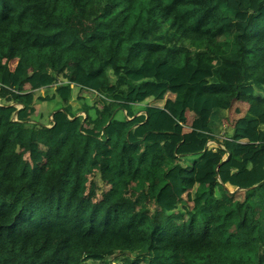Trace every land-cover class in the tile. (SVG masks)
Listing matches in <instances>:
<instances>
[{"label":"trees","instance_id":"trees-1","mask_svg":"<svg viewBox=\"0 0 264 264\" xmlns=\"http://www.w3.org/2000/svg\"><path fill=\"white\" fill-rule=\"evenodd\" d=\"M261 9L264 0H0V264H111L115 253L121 264H264ZM161 64L176 70L157 78ZM24 68L37 73L30 101L18 99ZM202 68L212 74L191 81ZM238 100L248 112L215 139ZM203 110L202 129H185V113ZM149 134L177 136L181 152L144 144ZM187 162L204 189L182 185ZM95 174L108 188L91 202Z\"/></svg>","mask_w":264,"mask_h":264},{"label":"crops","instance_id":"crops-1","mask_svg":"<svg viewBox=\"0 0 264 264\" xmlns=\"http://www.w3.org/2000/svg\"><path fill=\"white\" fill-rule=\"evenodd\" d=\"M229 4L235 5L236 4V0L233 3H229ZM12 64L17 65V64H20V63H18L17 60L9 61L10 69H13V67H11ZM175 70H176L175 67H172V66H170L168 64H161L159 66V70H158V73L156 74V77L157 78H162V79H167V78H169L172 75V73ZM31 71H33V70H31ZM211 74L212 73H211L210 69L202 68L200 70H197L192 75L191 81H198V80H200L202 78L210 76ZM22 76H26L25 68L22 71ZM32 76L33 77L35 76V78L37 80V73L36 72L33 71L32 72ZM14 81L15 82L13 84H16L17 81H18V78H15ZM36 88L37 87H35V89ZM84 91H87V90H84ZM248 106L249 105L246 102H244V101H240V100L235 101L233 106H232V108H231V110H230V112H229L228 118L226 120H224L223 124L221 125V132L216 136L215 139L221 140L222 137L228 138L231 135V132H232V121L236 117H238L239 115L246 114L248 112ZM208 116H209V111L208 110H203V111H200V112L187 111L185 113V120H184L182 125L185 127V129H197V130L202 129V127L206 124V122L208 120ZM178 140H179V138L177 136L171 135V134H149L145 138L144 144H149V143H152V142H159L161 145H163V147L165 148V150L168 153H170L172 150L177 152V153H180L181 151L179 150ZM258 140L264 141V124L260 125V127H259ZM210 142H212V141H210ZM210 142L208 143V145H210ZM240 142L244 143V142H246V139H241ZM169 146L171 147V151L167 150V148ZM174 149H177V150H174ZM238 156H239V154H238ZM189 159H190V156H189ZM189 163L187 162V164H185L184 168L180 169L181 183L188 191L194 193L195 191H199V190L204 189L205 186L204 185L199 186V184L196 183L194 181V179L189 175ZM248 170H249L248 165H245L242 169H240L237 172L236 176L239 179L243 180L247 176ZM236 190L241 191L242 189H236Z\"/></svg>","mask_w":264,"mask_h":264},{"label":"rangeland","instance_id":"rangeland-1","mask_svg":"<svg viewBox=\"0 0 264 264\" xmlns=\"http://www.w3.org/2000/svg\"><path fill=\"white\" fill-rule=\"evenodd\" d=\"M235 0H228V3H233ZM245 15L240 14L238 17L240 19H243ZM259 18H261L264 21V9H261L259 12ZM18 63H20L19 60H17ZM15 64H12L11 67H14ZM26 76H23L26 79V83L23 85L22 87V92H20L18 95V99H26L28 101L31 100L32 97H34V95L32 93H30L31 90H37L38 89V84H37V80L35 78V76H32V72L29 68H26ZM166 72V71H165ZM112 76H114L115 78V83H119L120 77L117 76L116 72H112L111 73ZM30 78H34V80L32 81V83H30V81H28V79ZM32 78V79H33ZM31 79V80H32ZM114 80V79H113ZM13 82H15L13 80ZM35 87H37L35 89ZM111 87V86H110ZM52 88L48 87L47 90H41L42 93L46 92H50ZM77 94V88L75 86H73V91H72V96L73 98L76 96ZM79 94L84 95L85 97H87L89 101L96 99V95H94L91 92H80ZM18 105V104H17ZM40 108L39 105H37L36 107V112H35V117H38V115L40 114ZM47 113V109L46 112ZM41 118V117H40ZM40 121H45L42 117V120ZM223 140V139H221ZM221 142V141H216V142H210V144L216 145ZM42 146V145H41ZM43 147V146H42ZM168 151H171V147L169 146L167 148ZM197 159V157L192 158V160ZM108 185L104 182H102V180L99 178L98 174L92 175L89 177V181L86 183V190H85V194L89 195L91 202H96L97 200H99L101 198L102 193L107 190ZM139 190L135 189L132 187V184L129 185L128 191H127V195L131 198V199H135L138 196ZM144 207L147 210V213L151 216H155L158 213H160L161 208L158 206L157 203L154 202V200H145L143 202ZM136 208H138V205L136 206ZM243 255V254H242ZM245 257L250 256V254H244ZM124 255L123 254H119V253H115L112 254L110 256L107 257V259L109 260V262L111 264H121L122 260H123ZM103 262H89V264H102ZM140 264H145L143 261Z\"/></svg>","mask_w":264,"mask_h":264},{"label":"built area","instance_id":"built-area-1","mask_svg":"<svg viewBox=\"0 0 264 264\" xmlns=\"http://www.w3.org/2000/svg\"><path fill=\"white\" fill-rule=\"evenodd\" d=\"M221 139H225L224 137H222Z\"/></svg>","mask_w":264,"mask_h":264}]
</instances>
